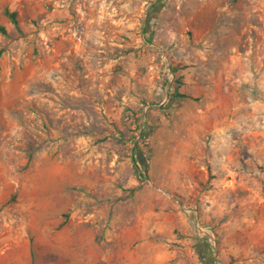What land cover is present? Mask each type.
I'll use <instances>...</instances> for the list:
<instances>
[{"label":"rangeland","instance_id":"obj_1","mask_svg":"<svg viewBox=\"0 0 264 264\" xmlns=\"http://www.w3.org/2000/svg\"><path fill=\"white\" fill-rule=\"evenodd\" d=\"M148 2L123 0L118 77L105 94L89 86L87 99H68L75 112L57 124L50 101L36 105L35 84L45 76L35 66L44 59L50 71L58 10L91 12L99 0H0V255L30 250L34 264H118L120 230L152 236L154 253H167L170 236L184 235L169 215L184 206L191 232L214 238L212 264H264V37L236 29L224 43L239 59L232 69L195 67V45L179 48V36L169 43L162 21L144 36L151 44L144 41ZM201 37L188 31L186 42ZM203 38L197 52L212 56L217 37ZM250 43L260 56L252 66ZM186 72L201 76L184 83ZM169 89L188 98L172 103ZM118 215L133 218L131 226L118 227Z\"/></svg>","mask_w":264,"mask_h":264},{"label":"crops","instance_id":"obj_2","mask_svg":"<svg viewBox=\"0 0 264 264\" xmlns=\"http://www.w3.org/2000/svg\"><path fill=\"white\" fill-rule=\"evenodd\" d=\"M149 1L151 5L147 7L144 15L146 25L144 24L141 29L144 41L151 44L144 36L153 35L154 28L159 21H162L169 43H173L179 36V39H182L179 48L195 45L193 49L196 57L191 63L195 67L202 68L205 64L215 63L216 66L224 67L227 71L229 68L232 69L239 59L233 53L235 48L224 43L229 42L226 35L235 32L236 29L242 28V33L248 32L249 35L252 31H256L264 37V0ZM122 2L123 0H99V8L91 12L77 10L75 13H70L58 10L51 28V37L54 41L49 49L50 71L48 72V68L44 66V59L38 60L35 66L36 77L41 79L43 75L45 76V79L42 78L35 84L36 105L39 106L40 103L43 105V100L50 101L49 109L53 122L64 124L69 120V116L74 114L75 111L66 103L68 99L77 102L87 99L89 86H92L97 95L105 94L108 85L110 86L113 79L118 77V47L122 46L118 41V33L120 34L123 26L122 19L126 17ZM251 17L259 20L258 26L251 23L246 25L242 21ZM173 20L178 21L177 24L181 27L178 33L175 31ZM188 31H193L194 34L202 37L193 43L186 42ZM208 34L217 37V41L213 39L211 44L212 56L202 51L197 52L200 45L208 42V39L203 38ZM252 46L250 43L246 51L248 53L246 60L250 66L255 65L260 59L258 54H253ZM185 74L186 77L182 79L184 83L198 80L201 76L198 74L192 78L191 74L187 72ZM248 79L252 77L249 75ZM47 86H50V89H47ZM30 88L32 85L28 84L27 89ZM179 92L188 95L181 89ZM258 175L264 180V170L261 172L258 170ZM233 181L234 179L228 181L227 192L235 189V186L232 188L230 186ZM245 188L254 194L259 191L258 188L243 186V189ZM213 207L217 213L215 206H210V209L213 210ZM203 208L206 211L209 207L203 206ZM190 212L188 207L181 206L178 215L174 212L169 215H175L177 220L176 223H172L173 230L176 227L178 230L182 229L184 235L170 236L167 242L175 246L165 245L171 248L167 253H154L157 242L152 236L144 235L140 239L134 230L118 231V264H165V261L167 264H202L201 262L204 261L206 264H212L211 261L216 254L214 238L208 232L197 234L198 237L191 232ZM262 215L264 216V206H261L260 216ZM243 221L250 222V216L248 219L245 217ZM132 222L133 218H120L118 215V227L131 226ZM196 248L198 260L193 257ZM0 264H34V259L30 250L22 253L11 251L0 255Z\"/></svg>","mask_w":264,"mask_h":264},{"label":"trees","instance_id":"obj_3","mask_svg":"<svg viewBox=\"0 0 264 264\" xmlns=\"http://www.w3.org/2000/svg\"><path fill=\"white\" fill-rule=\"evenodd\" d=\"M7 15L10 18V20L12 21V23L17 25L16 14L15 13H8ZM0 31L4 33L5 30L0 27ZM172 71L174 73L176 72V70L174 68L172 69ZM187 98H188V96L186 94L180 93L178 90L169 89L167 92V99L172 103L175 100H183V99H187ZM139 130H140L139 131L140 136L145 137L147 134L146 129L144 127L140 126ZM131 161L135 167V173H136L137 177L140 179H144V174H143L142 170L139 168V166H137L136 159L131 157Z\"/></svg>","mask_w":264,"mask_h":264}]
</instances>
